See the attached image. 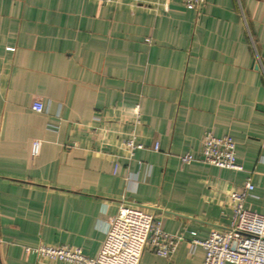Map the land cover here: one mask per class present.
<instances>
[{"label":"crops","instance_id":"crops-1","mask_svg":"<svg viewBox=\"0 0 264 264\" xmlns=\"http://www.w3.org/2000/svg\"><path fill=\"white\" fill-rule=\"evenodd\" d=\"M209 132L241 170L203 162ZM250 176L264 214V0H0V264H69L41 244L94 257L122 203L183 237L140 264H203L191 239L229 226Z\"/></svg>","mask_w":264,"mask_h":264},{"label":"built area","instance_id":"built-area-1","mask_svg":"<svg viewBox=\"0 0 264 264\" xmlns=\"http://www.w3.org/2000/svg\"><path fill=\"white\" fill-rule=\"evenodd\" d=\"M190 8L200 7L205 0H183ZM32 109L44 111L42 101H35ZM137 113L139 107L136 108ZM126 149L134 154L142 144L137 143L135 135L125 141ZM40 142L34 141L32 153L38 154ZM154 149L160 150L159 143ZM184 162L197 160L192 154L181 156ZM203 162L220 168L241 170L237 161L236 142L231 136H216L209 132L203 136ZM255 189L252 177L229 192L233 210L229 226L213 230L205 239L193 237L192 249L202 246L205 249L203 264H264V214L246 207L249 195ZM181 235L164 229V219L156 218L147 208L137 204L122 203L117 212L107 220L105 237L96 256L86 255L80 247L67 245L41 244L33 248L39 258L52 262L69 264H140L147 247L156 254L170 257Z\"/></svg>","mask_w":264,"mask_h":264}]
</instances>
